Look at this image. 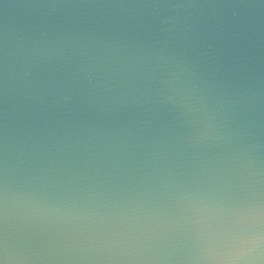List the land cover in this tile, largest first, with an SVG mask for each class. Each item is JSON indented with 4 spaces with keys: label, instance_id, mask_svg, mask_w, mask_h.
Here are the masks:
<instances>
[{
    "label": "water",
    "instance_id": "1",
    "mask_svg": "<svg viewBox=\"0 0 264 264\" xmlns=\"http://www.w3.org/2000/svg\"><path fill=\"white\" fill-rule=\"evenodd\" d=\"M0 264H264V0H0Z\"/></svg>",
    "mask_w": 264,
    "mask_h": 264
}]
</instances>
